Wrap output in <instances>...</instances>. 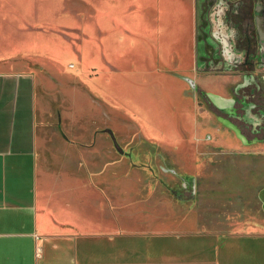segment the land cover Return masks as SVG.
<instances>
[{"label":"crops","instance_id":"0c3cea01","mask_svg":"<svg viewBox=\"0 0 264 264\" xmlns=\"http://www.w3.org/2000/svg\"><path fill=\"white\" fill-rule=\"evenodd\" d=\"M29 1L14 0L36 33ZM54 1L90 6L101 36L94 39L87 15L77 24H45L60 31V40L53 42L51 32L32 39L29 32L28 51L47 55L33 59L40 72L15 63L0 68V264H264V228L223 232L200 223L190 229L196 221L184 210L166 219L161 198L132 202V178L117 175L109 159L115 147L101 150L110 112L135 115L110 94L121 78L114 75L116 52H125L129 64L120 80L145 91L153 84L148 76L180 85V77L198 70L197 0ZM128 5L131 12L139 7L137 43L115 34L117 23L133 34L124 23ZM90 52L94 61L85 66ZM84 95L89 112L79 102ZM209 97L219 110L235 105L225 89ZM104 155L109 158L101 161Z\"/></svg>","mask_w":264,"mask_h":264},{"label":"rangeland","instance_id":"374dc122","mask_svg":"<svg viewBox=\"0 0 264 264\" xmlns=\"http://www.w3.org/2000/svg\"><path fill=\"white\" fill-rule=\"evenodd\" d=\"M222 1L197 0L198 70L186 77L188 81L181 80L182 85L148 76L153 84L150 83L152 85L145 91L133 83L122 81L120 79L128 71L129 64L125 61V52H116L115 66L119 71L114 75L121 78L112 84L110 94L116 98L117 105H127L135 115L129 116L119 110L116 114L110 112L108 123L111 131L109 136L100 138L101 150L103 146H109L111 153L115 147L113 157L108 158L115 159L113 170L117 175H130L132 178L133 203H155L161 198L166 219L168 215L170 219L180 218L178 212L183 210L188 219L194 217L196 224L189 225L190 229L197 230L200 223L223 232L248 230L252 224L263 229L264 127H257L256 122L245 115L242 106L245 100L264 106V84L253 83L236 94V89L243 82L238 71L240 66L223 63L222 49L217 41V36L222 33L215 26L219 23L213 16L220 12ZM29 2L32 4V24L40 25L33 30L39 35L51 32L53 42L59 43L60 31L55 27L45 29L44 25L48 28L51 24L58 26L63 22L77 24L80 15L89 16L87 28L93 32L94 39L101 36L90 19V6L74 2L65 5L54 0ZM235 5L232 0L228 8L230 13L234 12ZM130 6L124 23L128 27L126 30L133 34L128 36L119 23L115 34H122L137 43L140 35L139 7L131 12ZM27 15L14 0H0V68L14 66L15 63L20 69L42 70V65L33 59H46L47 55L28 51L32 29ZM62 16H68L67 21ZM30 33L32 39L39 38L35 32ZM49 54L64 60L68 55ZM85 54L87 57L88 53ZM102 57L99 55L98 62L104 66ZM68 58L75 61L73 54ZM93 61L90 52L84 65ZM52 62L55 64L54 59ZM68 68L72 69L73 64ZM254 73L248 70L243 74L252 81ZM205 76L214 78L208 83L200 82L199 79ZM223 89L237 101L229 111L219 110L210 101L212 92ZM79 98L85 112H89L90 99L85 95ZM108 158L100 156L101 161ZM170 229L175 230L174 227Z\"/></svg>","mask_w":264,"mask_h":264},{"label":"flooded vegetation","instance_id":"af4514ba","mask_svg":"<svg viewBox=\"0 0 264 264\" xmlns=\"http://www.w3.org/2000/svg\"><path fill=\"white\" fill-rule=\"evenodd\" d=\"M234 1L236 5L233 13L228 10L232 0H223L220 12L213 16L219 23H215V26L222 33L217 36V41L222 49L223 63L240 66L238 71L242 75L243 82L236 89V94L239 95V90H244L253 83L264 84V0ZM248 70L255 71L252 81L243 74ZM258 87L260 91V86ZM236 105L235 100L234 107ZM263 107L253 100H245L242 110L247 117L256 122L257 127L263 128Z\"/></svg>","mask_w":264,"mask_h":264},{"label":"water","instance_id":"95a60500","mask_svg":"<svg viewBox=\"0 0 264 264\" xmlns=\"http://www.w3.org/2000/svg\"><path fill=\"white\" fill-rule=\"evenodd\" d=\"M181 79H184V80H187L188 81V79L186 77H181ZM191 85H193V82H191Z\"/></svg>","mask_w":264,"mask_h":264}]
</instances>
